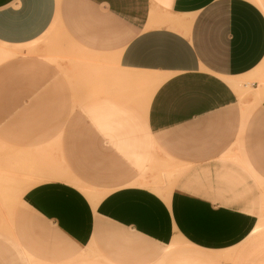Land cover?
<instances>
[{
    "label": "crops",
    "instance_id": "0c3cea01",
    "mask_svg": "<svg viewBox=\"0 0 264 264\" xmlns=\"http://www.w3.org/2000/svg\"><path fill=\"white\" fill-rule=\"evenodd\" d=\"M260 3L0 0V83L11 86L12 124L34 126L27 141H59L75 168L58 156L64 171L81 184L99 189L89 174L109 183L96 205L62 180L29 188L17 222L30 253L61 262L92 244L114 264H153L176 236L201 252L231 250L223 264H264V100L248 93L264 62ZM39 43L42 60L21 55ZM87 59L107 61L82 76L96 78L99 105L70 115L60 92L57 114L48 82ZM249 76L248 86L230 82ZM37 93H45L43 116L16 118ZM145 153L177 175L166 199L131 184Z\"/></svg>",
    "mask_w": 264,
    "mask_h": 264
},
{
    "label": "rangeland",
    "instance_id": "374dc122",
    "mask_svg": "<svg viewBox=\"0 0 264 264\" xmlns=\"http://www.w3.org/2000/svg\"><path fill=\"white\" fill-rule=\"evenodd\" d=\"M37 50V52H27L21 55L37 56L42 60L44 58L43 43H39ZM74 59L77 58L74 57ZM95 62L88 59L83 63L69 61L68 63L72 65L71 76L50 79L48 86L51 88H49L47 98L48 102L50 100L55 101L57 114L59 113V105L56 101L59 100L60 92H64V96L67 95L68 114L70 115L78 113L86 117L82 114L81 107L88 106L92 108L99 105V96L94 92L95 88H93L91 82L92 79L96 78L82 77L85 73L94 72L91 67L92 64L107 63V61ZM51 64L56 67L57 73H62L59 71H62L64 67L61 66L60 62L52 61ZM251 77L247 78L249 85L252 81ZM89 79H91L90 82ZM243 79H240V81L244 82ZM255 83V90L248 91L253 95L252 103L264 100V62L255 70ZM0 87H2L0 93V226L13 228L18 239L16 241L8 235L4 227H0V264H114L102 256L92 244H89L67 260L50 262L33 255L21 243L22 240L18 230L21 221L17 222V211L20 209L18 202L29 188L48 180H62L79 188L91 203L96 205L109 191L105 190L107 189L105 187H109V183L106 180L102 181L98 174H89L88 177H85L87 179L79 175L86 182L99 188L94 189L67 175L58 156L65 160L72 171H75V168L68 158V153L58 152L61 146L59 141H27L28 133L30 129L33 132L34 126L12 124L11 86L4 87L2 82ZM246 89L248 88L243 90ZM83 95H87L88 98L81 100ZM44 102L45 93H37L32 100V103L35 104L31 105V109H27L28 107L21 109V111L17 109V112L15 111L16 118H28L29 114L43 116L45 113ZM47 111L49 113V109ZM157 164L164 168H155ZM170 168L171 164L161 161L157 153H145L139 165V176L131 184L148 187L166 199L177 177V175L172 174L173 170L168 173ZM259 223L264 226L262 220ZM197 249L198 247L187 240L175 236L166 245L164 253L153 264H223L231 254V250L209 251L206 253Z\"/></svg>",
    "mask_w": 264,
    "mask_h": 264
},
{
    "label": "bare ground",
    "instance_id": "6f19581e",
    "mask_svg": "<svg viewBox=\"0 0 264 264\" xmlns=\"http://www.w3.org/2000/svg\"><path fill=\"white\" fill-rule=\"evenodd\" d=\"M255 3H257L258 5H260L261 3H260V0H255ZM163 23H167V24H175L176 22L175 21H173L170 17H169V15H165L164 16V21H163ZM176 24H178V23H176ZM12 50V49H11ZM10 49H4L3 50V54H2V57L3 58H5V57H7L8 55H10L11 53H12V51H11ZM245 79H243V81H244ZM247 80V79H246ZM244 81L245 82V84H247V86H248V82L247 81ZM231 82V84L235 87V88H240L241 87V85H242V83L244 84V82H242V80L240 81H238V80H236V81H230ZM248 89H250V87H247ZM241 94V93H240ZM242 95V94H241ZM169 172H172V169L170 168V170H168V173ZM171 174V173H170Z\"/></svg>",
    "mask_w": 264,
    "mask_h": 264
}]
</instances>
